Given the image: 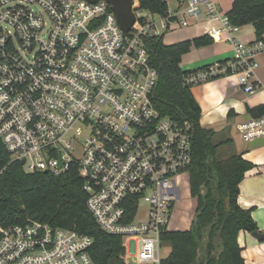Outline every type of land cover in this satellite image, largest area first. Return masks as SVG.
Here are the masks:
<instances>
[{
	"label": "built area",
	"instance_id": "built-area-1",
	"mask_svg": "<svg viewBox=\"0 0 264 264\" xmlns=\"http://www.w3.org/2000/svg\"><path fill=\"white\" fill-rule=\"evenodd\" d=\"M184 2L157 15L133 0L134 22L123 31L106 0H0V140L9 162L53 176L77 168L86 208L121 239L125 264H162L192 153L190 125L154 107L157 69L145 40L214 23L203 31L229 43L232 57L189 72L185 83L234 74L245 93L258 87L264 42L241 40L217 0ZM235 128L243 142L264 138V114ZM91 244L86 233L29 218L0 225V264H94Z\"/></svg>",
	"mask_w": 264,
	"mask_h": 264
},
{
	"label": "trees",
	"instance_id": "trees-1",
	"mask_svg": "<svg viewBox=\"0 0 264 264\" xmlns=\"http://www.w3.org/2000/svg\"><path fill=\"white\" fill-rule=\"evenodd\" d=\"M137 1L140 9L152 14L167 12V0ZM226 14L233 25L252 24L255 39L264 42V0H232ZM162 36L145 40L150 62L157 69L153 104L160 114L190 125L192 153L187 181L189 195L195 200L189 228L163 233L171 248L162 264H245L236 236L242 229L257 231V226L251 211L240 208L237 198L239 183L252 164L233 150L227 128L216 132L199 125L200 108L184 78L207 65L185 71L179 64L191 46L199 48L213 42L204 33L170 44H164ZM246 111L252 117L260 116L264 106L247 107ZM220 148L223 154L218 157ZM9 161L10 154L0 140V169L4 168L0 173V225L23 224L34 218L53 227L81 231L92 238L90 256L94 264H125L120 258L121 239L100 230L88 212L77 168L53 176L26 173L19 160Z\"/></svg>",
	"mask_w": 264,
	"mask_h": 264
},
{
	"label": "crops",
	"instance_id": "crops-1",
	"mask_svg": "<svg viewBox=\"0 0 264 264\" xmlns=\"http://www.w3.org/2000/svg\"><path fill=\"white\" fill-rule=\"evenodd\" d=\"M217 1L220 10L225 13L232 3V0ZM173 2V6L170 7L169 0H167V12H175L185 6L184 0H173ZM210 24L214 23H202L198 27L192 26L179 31H170L179 32L181 37L163 43L170 44L203 35L205 34L204 27ZM238 36L245 42H252L255 39L253 25L240 26ZM232 52V46L226 42L212 43L199 48L191 46L190 50L182 56L179 64L182 70H194L205 65L219 63L222 60H229ZM255 60L258 66L254 71L253 80L258 87L252 94H247L242 90L234 74L220 75L190 87L191 94L200 108L199 125L205 129L213 128L216 132L227 128L233 150L252 164V167L244 172V177L239 183L237 204L240 208L251 211L257 232H261L263 237L256 239L251 232L244 229L237 233L236 242L241 249L240 254L245 264H264V138L243 142L238 137H234L236 124L249 117L246 108L256 105L264 106V51L258 52ZM228 111L231 112L230 115ZM171 225L173 230L179 229Z\"/></svg>",
	"mask_w": 264,
	"mask_h": 264
},
{
	"label": "rangeland",
	"instance_id": "rangeland-1",
	"mask_svg": "<svg viewBox=\"0 0 264 264\" xmlns=\"http://www.w3.org/2000/svg\"><path fill=\"white\" fill-rule=\"evenodd\" d=\"M230 1V0H229ZM228 1V2H229ZM173 0H169V6H173ZM227 3V2H226ZM155 18H158L157 15H154ZM196 20L194 18H189L190 23H194ZM179 33V32H178ZM177 32H170V33H165L162 36L163 42L167 43L170 41H174L181 36H179ZM224 148V147H223ZM223 148H220L219 151L217 152V156L221 157L223 154ZM183 179L181 180V185H180V192L182 195V198L175 203V207L173 209V215L171 219V223L175 228H188L189 225L192 222V218L194 217V206H195V200L191 198V196L188 193V181L185 176L182 177ZM146 208V205L143 204L142 210ZM162 248H161V254L162 256H166L170 252V244L166 241H163L162 243ZM134 246L132 243H129V251L133 252Z\"/></svg>",
	"mask_w": 264,
	"mask_h": 264
},
{
	"label": "water",
	"instance_id": "water-1",
	"mask_svg": "<svg viewBox=\"0 0 264 264\" xmlns=\"http://www.w3.org/2000/svg\"><path fill=\"white\" fill-rule=\"evenodd\" d=\"M95 2L96 0H89ZM109 2L114 15L117 19L120 29L127 31L134 22V17L131 9L133 0H106ZM24 160L20 161V164H23ZM251 235L256 239L262 238L263 234L261 232L253 231Z\"/></svg>",
	"mask_w": 264,
	"mask_h": 264
}]
</instances>
